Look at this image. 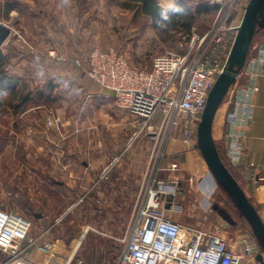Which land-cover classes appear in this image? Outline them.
<instances>
[{
    "label": "rangeland",
    "instance_id": "obj_1",
    "mask_svg": "<svg viewBox=\"0 0 264 264\" xmlns=\"http://www.w3.org/2000/svg\"><path fill=\"white\" fill-rule=\"evenodd\" d=\"M6 1L18 3L8 16L2 9ZM177 1L158 0L165 9ZM185 1L193 6L207 0ZM240 6L231 12L235 25L245 12ZM216 15L202 14L192 31L207 32ZM0 22L11 31L0 44L9 55L8 71L22 77L33 95L46 89L38 105L29 103L19 113L0 107V207L27 216L31 234H44L41 243H52L39 251L41 264L69 259L71 264H116L132 218L117 219L120 195L104 185V172L112 163L140 170L143 203L159 184L155 173L170 135L162 129L154 148L155 140L145 132L136 136L140 122L69 59H84L94 48L115 49L132 66L150 69L154 56L179 50L188 35L165 34L150 16L124 9L117 0H0ZM48 91L53 101L46 98ZM159 119L158 112L154 122Z\"/></svg>",
    "mask_w": 264,
    "mask_h": 264
},
{
    "label": "built area",
    "instance_id": "obj_2",
    "mask_svg": "<svg viewBox=\"0 0 264 264\" xmlns=\"http://www.w3.org/2000/svg\"><path fill=\"white\" fill-rule=\"evenodd\" d=\"M217 6L214 25L201 34L192 31L180 41L181 48L154 56L150 69L132 66L128 59L115 49L94 48L83 59L70 58V62L83 69L98 86L112 93L116 104L140 122L136 136L145 132L157 141L160 131L171 135L182 130L184 140L195 142V134L207 99L218 75L226 63L221 54L226 50L225 33L231 28V12L246 8L249 0H207ZM216 48L219 53L216 56ZM258 61L251 70L247 87L237 95L236 107L226 115L229 156L237 160L245 146L248 122L253 115L252 97L259 90L256 78L262 73L264 42L258 47ZM52 56L56 51H51ZM66 60L64 56L60 57ZM160 113L156 124L154 117ZM159 128V130L157 129ZM174 163L172 168H176ZM110 167L104 172L107 177ZM162 187V188H161ZM176 195L174 187L160 184L150 189L128 227L126 245L116 264H234L241 256L229 249L221 236L220 228L206 231L183 225L168 217L160 194ZM32 221L23 214L0 207V250L9 255V264H41L31 259L30 252L50 248L52 243H41L44 236L31 234ZM255 238L245 240L244 253L257 250ZM64 264H71V259ZM78 264H82L79 262Z\"/></svg>",
    "mask_w": 264,
    "mask_h": 264
},
{
    "label": "crops",
    "instance_id": "obj_3",
    "mask_svg": "<svg viewBox=\"0 0 264 264\" xmlns=\"http://www.w3.org/2000/svg\"><path fill=\"white\" fill-rule=\"evenodd\" d=\"M234 23L235 20H232L231 27L235 26ZM236 33L232 28L226 31V50L232 47ZM262 42H264V27L258 26L248 50L244 67L223 100V105L219 107L216 113L212 133L215 142L222 147L224 157L245 195L256 207L264 221V62L262 73L256 78L259 90L252 97L253 115L248 122L245 146L237 160L229 156L226 137L228 128L226 115L228 111L234 110L237 95L250 83L251 70L258 61V47ZM216 50L217 56L219 49L216 48ZM226 53L219 56L223 64L226 63L229 56ZM175 131L166 141L161 166L158 168L159 171L155 173V175H159L157 189L160 188V184H166L176 190L175 196L161 193L165 198L161 200V203L166 208L168 217L183 225L206 231H214L216 227H219L221 236L226 240L229 249L236 250L241 255L234 264H264V245L256 235L255 229L246 214L213 173L195 142H186L182 132L177 133ZM146 140L152 142L148 138ZM153 142H155L154 148L157 141ZM174 163L177 164L176 168H172ZM125 164L112 163L106 177L108 182H104V185L111 184L109 188L112 190L111 193L120 195L118 199L120 205L118 209L120 210L115 211L120 223L125 221L124 219L133 218L149 197L148 191V195L142 203L143 174L135 167L131 169L127 167L129 164L126 166ZM85 166L90 169L93 168L91 163L89 165L86 163ZM116 187H119V192L116 191ZM152 189L154 188L152 187ZM216 205L229 211L235 223H230L224 219ZM116 226L119 227V225L114 224L113 228ZM247 238H255L257 241L258 247L253 254L244 253ZM37 254L38 251L33 250L28 256L35 260L39 256ZM259 254L262 255V260L258 258ZM0 258L4 259L0 261V264H9V255L4 251L0 250ZM38 261H40L39 258ZM82 264L84 263L82 262Z\"/></svg>",
    "mask_w": 264,
    "mask_h": 264
},
{
    "label": "water",
    "instance_id": "obj_4",
    "mask_svg": "<svg viewBox=\"0 0 264 264\" xmlns=\"http://www.w3.org/2000/svg\"><path fill=\"white\" fill-rule=\"evenodd\" d=\"M258 26L264 27V0H249L241 23L237 27V33L225 67L210 90L206 107L198 124L197 134L198 147L211 170L246 214L255 229L256 235L264 245V221L219 154L212 133L216 113L244 67L248 50ZM10 32V29L0 22V44L4 43ZM216 208L224 219L230 223H235L230 212L224 207L216 205ZM258 258L263 259L261 254L258 255Z\"/></svg>",
    "mask_w": 264,
    "mask_h": 264
},
{
    "label": "trees",
    "instance_id": "obj_5",
    "mask_svg": "<svg viewBox=\"0 0 264 264\" xmlns=\"http://www.w3.org/2000/svg\"><path fill=\"white\" fill-rule=\"evenodd\" d=\"M117 2L124 9L142 12L144 15L150 16L153 19L154 26L164 31L165 34H168L170 30H176L189 35L198 17L205 13L217 12L218 10L217 6H212L207 1L192 6L185 0H178L174 6L177 9L176 14L166 11L158 0H117ZM17 7L18 3L16 1H6L2 6L3 13L8 16ZM8 60L9 55L5 54L0 46V107L9 106L15 113H19L25 110V106L29 103L38 105L40 100L45 97L44 92L46 89L33 95L22 77L8 71ZM53 88L54 83L50 82L48 90L51 91ZM50 91H48L49 94L46 98L48 101H53L54 97H52ZM217 148L222 159L232 172L224 157L222 147L217 144Z\"/></svg>",
    "mask_w": 264,
    "mask_h": 264
},
{
    "label": "clouds",
    "instance_id": "obj_6",
    "mask_svg": "<svg viewBox=\"0 0 264 264\" xmlns=\"http://www.w3.org/2000/svg\"><path fill=\"white\" fill-rule=\"evenodd\" d=\"M166 11H168V12H172V13H174V14L177 13V9H176L175 7L168 8V9H166Z\"/></svg>",
    "mask_w": 264,
    "mask_h": 264
}]
</instances>
